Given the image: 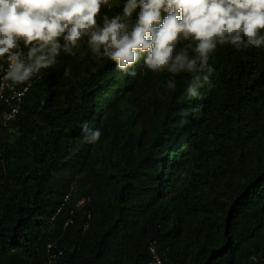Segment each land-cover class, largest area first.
<instances>
[{
  "label": "trees",
  "instance_id": "1",
  "mask_svg": "<svg viewBox=\"0 0 264 264\" xmlns=\"http://www.w3.org/2000/svg\"><path fill=\"white\" fill-rule=\"evenodd\" d=\"M139 64L123 76L83 42L0 117V264H46L51 243L58 264H151L152 243L166 264H264V48L218 46L199 97L181 73L162 104L159 80L132 100Z\"/></svg>",
  "mask_w": 264,
  "mask_h": 264
},
{
  "label": "clouds",
  "instance_id": "2",
  "mask_svg": "<svg viewBox=\"0 0 264 264\" xmlns=\"http://www.w3.org/2000/svg\"><path fill=\"white\" fill-rule=\"evenodd\" d=\"M114 7L120 11L108 15ZM83 42L96 60L107 58L128 76L137 75L141 60L153 73L171 74L168 89L189 73L186 95L197 98L218 46L264 48V0H0V86L30 84L62 52L75 56ZM1 104L2 121H14L4 120L11 104ZM83 131L87 143L101 137L99 129Z\"/></svg>",
  "mask_w": 264,
  "mask_h": 264
},
{
  "label": "built area",
  "instance_id": "3",
  "mask_svg": "<svg viewBox=\"0 0 264 264\" xmlns=\"http://www.w3.org/2000/svg\"><path fill=\"white\" fill-rule=\"evenodd\" d=\"M6 67V65H5ZM3 73L0 72V76ZM43 75L40 74L38 77H33L30 84H21L9 87L10 82H4L1 80L0 86V101H6L11 104L12 108L10 112L4 113V120L6 122L12 121L17 117L20 111L21 104L24 97L30 91L31 87L34 85L37 79L41 78ZM1 157V154H0ZM68 197V196H67ZM85 200L80 201L77 205L81 207ZM72 223V221L67 222L66 226ZM89 227L88 224L85 225V229ZM150 251L152 254L151 264H166L165 259L161 256L158 251L156 243L150 245ZM48 259L46 264H58L64 255V250L60 248L56 243H51L48 245Z\"/></svg>",
  "mask_w": 264,
  "mask_h": 264
},
{
  "label": "rangeland",
  "instance_id": "4",
  "mask_svg": "<svg viewBox=\"0 0 264 264\" xmlns=\"http://www.w3.org/2000/svg\"><path fill=\"white\" fill-rule=\"evenodd\" d=\"M102 60V59H100ZM140 63V62H139ZM135 66V69H137V67L141 68V64H139ZM140 72V71H139ZM162 73H153L151 71H147L145 72V74L142 75V77L140 79L137 80V78H134L131 81V85H132V92H131V97L132 100H137L141 93H144L146 90H148L150 87H152L154 85V82H157V80H159L155 87V90H153V92L151 93V95L149 96L147 103L152 105V104H162L165 101V90L166 87H164L166 80L162 79H158L159 75H161ZM126 74H123V76H125ZM127 98V97H125ZM123 101V99L121 100ZM124 102V101H123ZM121 102V103H123ZM134 103L136 104V102L134 101Z\"/></svg>",
  "mask_w": 264,
  "mask_h": 264
}]
</instances>
